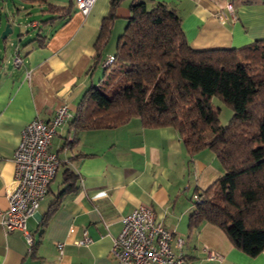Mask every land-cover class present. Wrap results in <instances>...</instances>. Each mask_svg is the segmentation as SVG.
Returning <instances> with one entry per match:
<instances>
[{"label": "crops", "instance_id": "0c3cea01", "mask_svg": "<svg viewBox=\"0 0 264 264\" xmlns=\"http://www.w3.org/2000/svg\"><path fill=\"white\" fill-rule=\"evenodd\" d=\"M4 1L0 3L5 17L4 23L0 19V211L8 206L13 154L22 128L33 118L50 120L62 104L67 105L68 116L49 145L59 160L55 175L36 213L26 221L32 242L21 230L6 232L0 223V264H115L112 239L121 229L122 216L140 204L151 207L156 221L175 238H183L181 249L173 248L181 251L184 264H264V250L247 255L214 224L189 228V215L196 207L192 195L212 186L223 171L213 151L203 149L191 157L172 127H145L138 117L114 127L73 126L83 94L99 82L107 57L114 53L134 0H117L99 57L95 43L112 0H95L86 14L74 0L38 2L49 16L41 20V27L31 21L38 30L21 38V50L18 45L13 49L11 39L2 41L1 32L10 22L8 14L15 10L17 16L23 15L20 10L25 6ZM160 1L179 12L185 38L194 49L239 47L264 39V0ZM228 2L234 21L220 18ZM49 3L64 6L69 13L49 12ZM16 53L22 57L18 65L12 63ZM84 230L91 241L77 244ZM207 250L218 256L208 257Z\"/></svg>", "mask_w": 264, "mask_h": 264}, {"label": "trees", "instance_id": "16d2710c", "mask_svg": "<svg viewBox=\"0 0 264 264\" xmlns=\"http://www.w3.org/2000/svg\"><path fill=\"white\" fill-rule=\"evenodd\" d=\"M116 5L112 0L101 22L96 57L108 40ZM46 9L69 13L50 3ZM181 21L166 1L134 0L112 61L99 82L86 89L72 123L114 127L138 117L145 127H172L191 157L213 151L223 171L199 192L202 201L189 215V228L214 224L236 248L255 256L264 250V39L194 49ZM214 95L232 109L226 125L219 124V111L210 105Z\"/></svg>", "mask_w": 264, "mask_h": 264}, {"label": "built area", "instance_id": "2783aa9c", "mask_svg": "<svg viewBox=\"0 0 264 264\" xmlns=\"http://www.w3.org/2000/svg\"><path fill=\"white\" fill-rule=\"evenodd\" d=\"M77 9L88 13L95 0H74ZM223 21H234L235 14L230 2L220 13ZM29 24H32L31 22ZM107 57L105 64L112 61ZM21 55L16 53L12 63L18 65ZM68 116L66 104L60 105L52 118L45 121L33 118L21 130L20 140L14 150L13 183L7 190L8 206L0 211V223L6 232L21 230L27 242H32L31 234L26 230V221L33 216L40 201L46 196L48 186L53 179L59 160L49 150L51 138ZM195 203L202 201L198 193L192 195ZM121 229L112 239L110 253L115 264H184V257L174 251V246L181 249L183 238L173 233L156 221L151 207L140 204L121 218ZM91 238L86 230L77 244H87ZM57 247L61 250L62 244ZM208 257L218 256L207 250Z\"/></svg>", "mask_w": 264, "mask_h": 264}, {"label": "rangeland", "instance_id": "374dc122", "mask_svg": "<svg viewBox=\"0 0 264 264\" xmlns=\"http://www.w3.org/2000/svg\"><path fill=\"white\" fill-rule=\"evenodd\" d=\"M14 2H20L19 4L22 3L23 6H25V10H20L23 15L17 16V13H15V10H13L12 15L8 14V18L10 17V24L13 27V31H11L6 37V39L10 40L11 43H14L13 49L17 46L21 50L23 46L21 45V38H25L27 34L35 33L38 29L36 27H32L31 24H29L32 20H35L38 22L39 27H41V20H43L45 17L49 16L48 13H42L39 7L38 2H25L21 0H13ZM5 3L7 2L8 4L12 3V0H5ZM1 3V0H0ZM25 11V12H24ZM0 19H2V23L5 21V17H3L0 13ZM27 23V24H26ZM25 25V26H24ZM25 27H27V31H24ZM27 36L25 40L30 38L31 36ZM24 40V41H25ZM2 41H4L2 39ZM1 42V41H0ZM10 42V41H9ZM10 45V43H9ZM23 51V50H22ZM101 73V72H100ZM210 105L214 109H218L219 111V124L220 125H226L231 116H232V109L229 105H227L221 98L218 96L214 95L210 99Z\"/></svg>", "mask_w": 264, "mask_h": 264}, {"label": "water", "instance_id": "95a60500", "mask_svg": "<svg viewBox=\"0 0 264 264\" xmlns=\"http://www.w3.org/2000/svg\"><path fill=\"white\" fill-rule=\"evenodd\" d=\"M11 32V27L8 24L5 25L4 29L1 32V38H5Z\"/></svg>", "mask_w": 264, "mask_h": 264}]
</instances>
